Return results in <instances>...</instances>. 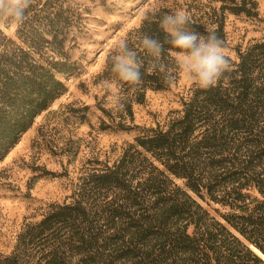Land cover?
<instances>
[{
    "label": "trees",
    "instance_id": "trees-1",
    "mask_svg": "<svg viewBox=\"0 0 264 264\" xmlns=\"http://www.w3.org/2000/svg\"><path fill=\"white\" fill-rule=\"evenodd\" d=\"M159 1L123 40L138 47L142 35L158 37L167 62L174 50L159 29L163 13L186 12L191 28L216 33L225 48L229 15L258 17L255 0ZM66 3L29 0L13 36L0 29V160L78 70L72 51L85 18ZM112 51L94 79L115 81L112 105L97 104L99 129L133 132L132 140L86 159L71 195L25 223L0 264H264L250 247L264 255V37L234 47L215 85L193 83L153 125L136 124L133 108L148 91L170 90L180 71L169 84L142 69L130 84L111 72ZM86 111L67 104L63 120L82 121ZM79 147L69 140L61 153ZM195 197L216 205L218 218Z\"/></svg>",
    "mask_w": 264,
    "mask_h": 264
},
{
    "label": "rangeland",
    "instance_id": "rangeland-1",
    "mask_svg": "<svg viewBox=\"0 0 264 264\" xmlns=\"http://www.w3.org/2000/svg\"><path fill=\"white\" fill-rule=\"evenodd\" d=\"M257 2L258 17L229 15L225 30L227 57L235 59L234 47L244 48L249 41L264 37V0ZM67 5L82 12L85 28L77 35L73 60L78 70L63 77L65 91L37 116L17 144L0 160V254H9L16 236L27 222H37L52 203L70 196L86 159L99 157L116 143L130 142L134 133L102 131L97 104L108 108L115 92L95 83V76L105 64L115 43L139 26L145 13L160 4L159 0H67ZM16 24L0 23V29L13 36ZM193 83L179 73L177 84L163 92L148 91L145 103L135 105V123L153 125L163 122L170 110L179 107V99ZM87 107L86 118L66 124L65 105ZM79 140L74 153L63 154L61 147L69 140ZM180 185L181 182L177 181ZM196 198V197H195ZM197 199V198H196ZM212 215L216 205L197 199Z\"/></svg>",
    "mask_w": 264,
    "mask_h": 264
},
{
    "label": "clouds",
    "instance_id": "clouds-1",
    "mask_svg": "<svg viewBox=\"0 0 264 264\" xmlns=\"http://www.w3.org/2000/svg\"><path fill=\"white\" fill-rule=\"evenodd\" d=\"M29 0H0V23L22 22ZM159 29L174 50V59L165 61L164 42L148 34L141 36L138 47L119 40L110 56L111 72L118 80L137 84L142 80V69L159 72L166 83L175 80L177 70L200 88H208L229 70L230 63L221 38L214 32L202 34L190 27L186 12L163 13L158 19ZM115 81L105 80L102 87L110 89Z\"/></svg>",
    "mask_w": 264,
    "mask_h": 264
},
{
    "label": "bare ground",
    "instance_id": "bare-ground-1",
    "mask_svg": "<svg viewBox=\"0 0 264 264\" xmlns=\"http://www.w3.org/2000/svg\"><path fill=\"white\" fill-rule=\"evenodd\" d=\"M251 249L258 255L260 256V258H262L264 260V255L261 254L256 248H254L253 246H250Z\"/></svg>",
    "mask_w": 264,
    "mask_h": 264
}]
</instances>
